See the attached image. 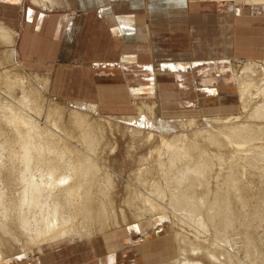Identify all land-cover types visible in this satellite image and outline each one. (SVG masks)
Returning <instances> with one entry per match:
<instances>
[{"label": "crops", "instance_id": "obj_1", "mask_svg": "<svg viewBox=\"0 0 264 264\" xmlns=\"http://www.w3.org/2000/svg\"><path fill=\"white\" fill-rule=\"evenodd\" d=\"M231 1L0 0V49L25 70L51 73L54 97L102 113L133 114L136 101L155 104L166 121L232 116L239 106L228 60L264 59V9ZM150 224L3 264H147L173 242L167 217Z\"/></svg>", "mask_w": 264, "mask_h": 264}, {"label": "bare ground", "instance_id": "obj_2", "mask_svg": "<svg viewBox=\"0 0 264 264\" xmlns=\"http://www.w3.org/2000/svg\"><path fill=\"white\" fill-rule=\"evenodd\" d=\"M235 2H236L235 5H238L240 3L249 4L250 6H255V5L259 6L261 4L264 5V0H248V1L235 0ZM6 52H9V55L5 56L3 55L4 53H2L3 56L0 59L3 66L8 65L10 63V59L16 56V53L13 51H6ZM257 63H258L257 61H253L250 59L245 63L244 68L241 70L242 74L244 75V78L242 79V83L238 91L239 101L241 103L240 105L242 106V110L247 115L249 114L247 117H245V119L248 118L247 120L251 119L252 121L260 118H264V88H263L264 79L256 81L253 78H248L249 75L253 77L254 75L257 74V69L255 68V65ZM11 66L12 64L10 65V69ZM18 68L20 71L25 72L21 64L17 65L16 69L18 70ZM2 69H4V67ZM13 69L15 68L13 67ZM5 71H9V70L6 69ZM0 73L2 74L3 71H1ZM12 73L14 72L12 71ZM33 74L35 78L37 76L42 78L38 80L42 84H44L42 88L43 90L40 91L38 87L33 88L32 84L30 86V89L29 87L27 89L24 86L20 85L19 84L20 82H18L17 80L19 86L17 85L14 86L20 87L22 96H20V98H17L8 95V97H10L9 100L8 97L7 99L4 98L5 101L8 102L5 103L4 101V104L0 105V133L5 136L4 141L0 142V238L6 235L14 236V234L12 235L11 232L20 235L19 238L21 241L16 240V242L20 245L22 249L21 250L22 255H24L23 257L27 258V260H33L39 257L41 258L44 257L45 255H48L51 252L58 251L59 249L62 248L64 249L70 245L75 246V244L89 242L97 237L110 235L115 233L116 231L122 230L123 228H127L129 225H132V223L129 224L125 223V225L120 226L117 221H116L117 223H115V221L114 223L113 221L110 222L109 217L111 216L108 214V211L104 204L105 202L104 197H106L107 194H109V192H106V196L102 197V199H100L101 197H99L100 194L98 196V192H101V194H103L102 191L98 190L100 189V187H102L103 183H105L103 184L104 188L107 186L111 187V183H112V179L109 176L106 177L104 175L106 178L102 180L101 183L99 181L100 179H98V175L101 169L100 167H98L97 163H100L99 158L101 157L100 156L97 157L96 154L98 153V151H101V149L103 150V148H101L100 142L102 139L104 142L105 132L103 131V128H106L102 126L104 124L101 122V119H98L101 117H99L98 115L97 118L92 117L90 116L91 114L90 115L85 114L83 111L82 112L84 114H81L82 112L80 113L79 110H77L78 113L71 112L72 114H70L69 117L68 115L66 117L64 113L65 110L62 109L63 106L61 107L60 105H56L53 103L50 104L48 107H46L47 106L46 102L48 99L46 94L48 93L50 88L49 85L51 81V73L42 74L38 72ZM1 76H4V74ZM8 76L6 78H8ZM2 79L0 77V81ZM5 79L4 81H6ZM236 81H238V79H236ZM11 82L12 81H10L9 83ZM27 83L30 82L27 81ZM27 85L28 84H26V86ZM14 86H11V88H13ZM255 92L256 95H260V97H262V99L259 98L261 100H259L260 102L256 103V106L252 105L251 103L252 99H254L253 96L254 97L256 96L254 95ZM6 94L7 93H5V96ZM56 100L58 99L56 98ZM75 103L78 104L79 102H75ZM81 103L88 104L94 107L99 113L100 110L99 106L90 104L88 102H80V104ZM152 106L156 107L155 104L153 103H149V104L142 103L139 106V112H138L139 115L137 116H139V118L143 120L146 115V112L147 111L149 112V110L152 109L151 108ZM252 106L253 108H251ZM47 108H48V116L52 119V121L49 118L48 122H51V125H47L50 127L45 126L47 129L48 137L44 138V136L46 135L43 136V134H45L46 131L44 130L41 131L43 128L39 126L38 123H36L37 121L35 120L34 116L41 117L42 114L47 110ZM155 109L157 110V107ZM249 109H251V111H249ZM242 118H243L242 116H234V117L228 116L223 119L204 118L203 120L204 124L206 123L209 127L213 129L211 131L209 129L208 131L206 130L205 131L206 134L204 133V129L201 130L198 127V121L196 119L186 121V124L185 121L183 120V124H185L183 126L182 123H178L179 121L178 122L176 121L177 122L176 124L175 121L165 122L162 121L161 118L159 123L153 122L154 124L151 125V129L153 132L149 133L148 137L145 135L147 137L146 139L147 142L151 140L155 141L156 139L158 140V142L161 143L158 149L160 155L169 154L167 158H169L168 163H170L169 164L170 166L167 169L166 174L162 175V177L164 176L165 177L160 178L157 181L158 183H155V187L158 188V190L155 191L158 192V194L163 195V197L159 196L158 198L160 197L164 199L166 198L168 199L169 203L167 205H160L162 208L157 209L158 207L157 201L159 199L152 198L153 200H151L149 197H147L149 199H147L146 204L148 203L147 205L149 207L145 208L147 214L152 213L151 211L154 210L171 212L175 219V224L179 228V231L177 232L175 230L173 231L175 235L174 237L175 246L172 254V261L164 264H231L228 260L226 261V259L222 260L221 256H219L218 253L216 254L215 252L210 251L204 245L205 242H207L206 239H208L209 232H213L214 234H216L214 236H217V234L220 235L222 234L224 236L230 235L232 237L231 235L232 232H229L232 231L230 230L231 229L230 227L233 224L232 220L234 219L233 217L239 215L236 213H239L240 211L239 212L236 211V213H233V210L237 206L233 207L232 204L233 205L234 203L237 204L238 200L237 201L234 200L233 196L231 197V195L237 194L238 196H240L239 194L241 195L243 194L241 197L242 198L244 197V199H248V201L252 194L255 195V193L252 192L253 190H251L250 183L243 182L242 179L240 180L238 174L241 168L240 161L242 160L246 164H250V166L253 165V167L257 166L258 168H259V163L261 162L264 163V151L261 147L260 148L262 149V151L258 150L257 152L256 149L254 153L252 152L253 155L251 157H247L248 155L243 154L251 150L249 149V147L255 150L254 148H256L258 144H253V143L257 138L259 139L264 136V127L262 125H254V124L252 125L246 123L237 125L238 123H240V121L243 120ZM125 119L127 118L125 117ZM127 120L131 121L132 123V121H135L136 118L127 119ZM174 123L176 125L175 126L173 125L174 127H172V124ZM165 126L169 128L171 127V130L174 129L173 132H181V130H183L184 127H186L187 129H197L196 135L193 134L196 138L200 137L198 135L203 136L204 134L206 135V137L209 136L210 137L207 138V142H200V141L193 142L194 140L193 139L194 136H193L192 143L189 140V143H187L186 145L181 144L180 142H179L180 145H178L179 143L176 142L175 144L174 142H171V140L167 138L168 136L164 135ZM74 128L76 129L78 134L76 138L81 142L84 149L80 148L79 151L76 148L73 149L74 147L71 148L70 145H67V147L64 146L61 147V145L55 143L56 142L55 139L57 137L59 139H64L65 137L67 139L70 138V140L71 138L74 139V137L71 136L70 133V131ZM108 128L110 129V127ZM223 129H228V130L230 129V131L227 132ZM133 132H135L134 136H139V134L141 135L142 131L140 132L139 130H134ZM154 132H158V134ZM202 136L201 139H205V137L203 138ZM186 138L188 137H185V139ZM134 143L136 142L134 141ZM248 143H252V147L250 145L248 146L247 145ZM105 148L107 147L104 146V149ZM112 149L113 150L110 151V153L114 152V148ZM61 150H63L62 153ZM5 155L7 159H4ZM229 155H231L233 162L232 160L229 159L232 163L230 162L231 164L229 165V167L228 168L226 167L227 168L226 171L222 172L217 169L214 170L213 166L216 167V164H218L216 160L221 162L222 160H224L225 157ZM226 160L228 161V159ZM106 162L107 161H105V163ZM261 166L263 167V165ZM258 168H254V169L257 170ZM261 170L263 171L264 167ZM262 171L261 174H263ZM101 177L103 178V176ZM262 177L264 178V176ZM144 184H145L144 186H147L148 180L145 181ZM93 189H96V191ZM94 195H97L98 197L97 196L95 197ZM109 197L110 196L108 195V198ZM258 197L259 196H257V198ZM261 198L263 199V197ZM241 200L239 199V201ZM250 201L248 203H250ZM108 203H106V205ZM241 203L244 204L245 201L238 203L243 207L244 205ZM250 206L251 205L249 204V207ZM252 206L254 207L256 205H252ZM246 207L250 210L248 204L246 205ZM258 210H260L259 207ZM243 211H245V209ZM263 211L264 210L260 211L261 214L259 212L256 213L261 216L263 215L262 214ZM249 212L250 211H248V213ZM151 216L150 217L145 216L146 218H141L140 220L138 219V221H135L134 224L136 225L137 229H143V231L146 230L149 231L150 229L156 228L154 224H150L148 226L143 225V223L147 221L148 222L153 221L152 220L153 218H151ZM238 217H240V215ZM247 217L249 218V216ZM235 218L237 219V217ZM242 218L243 216L241 215V217L238 219L242 221L244 219ZM253 218H254L253 216L252 218L250 217V219L252 220ZM259 218L260 217H255V220H257L258 222ZM113 219L114 218H112V220ZM250 219L246 218V220L249 221ZM239 220L238 222L239 224H241ZM255 220L254 222H256ZM263 220L261 219V221ZM261 221L260 223L262 224ZM259 225L258 227H260ZM7 226H9V228L12 226L13 231L11 232L6 231L9 229ZM6 227L8 229H6ZM237 228L238 227H236V229ZM242 228H244V226ZM252 229L250 232H253ZM255 229L257 230L258 228ZM234 230H235V226H234ZM244 230L246 229H243V231ZM256 230L255 233H257ZM190 231L193 233V236L190 235ZM245 233L246 232H244V235H246ZM253 236L252 238H254ZM228 237L225 238L226 240L224 241H227ZM231 237L229 238L228 243ZM234 238L233 240H236ZM223 239L224 237L222 238V240ZM240 239L243 240L242 237ZM244 239L246 240V238ZM255 239H251L250 237V240H255ZM218 240L216 242H218L219 244L218 243L214 244V242L212 241L213 245L217 246V248L218 245L221 244V242H219ZM260 240H256V241L260 242ZM192 241L194 243L195 242L197 243H195L194 245ZM190 242H192V246L194 245L195 247L193 248L189 247ZM231 242H235V241H231ZM186 243L189 245H187ZM236 243H238V241H236ZM246 244L247 243H245V245ZM187 246L189 248L188 250L186 249ZM223 246L225 247L226 245L224 244ZM250 250H247L246 252H249ZM252 250L254 249L252 248ZM260 251L262 252L263 250L260 249ZM186 252L191 254V256L192 255L202 256L203 254V258H205V260H202V258L189 259V257L188 258L185 257V259L181 260L182 255L185 256ZM252 252L254 255L255 251ZM261 252L260 253L256 252V254L261 255ZM243 253L246 254L244 251ZM236 255H238V252ZM250 255H252V253ZM247 257L250 258V256ZM6 261L8 262L7 257L3 255V253L0 251V264H3Z\"/></svg>", "mask_w": 264, "mask_h": 264}, {"label": "rangeland", "instance_id": "obj_3", "mask_svg": "<svg viewBox=\"0 0 264 264\" xmlns=\"http://www.w3.org/2000/svg\"><path fill=\"white\" fill-rule=\"evenodd\" d=\"M245 1H248V0H245ZM232 2V4L235 6V7H242V6H249V7H251V8H263L264 9V5H255V6H250L249 4H244V3H240V4H238V5H235L236 4V2H235V0H232L231 1ZM243 4V5H242ZM121 6H123V8H125L126 7V4H122ZM261 6V7H260ZM2 53H4L3 55H9V52H6L5 50H1L0 49V59H1V57L3 56L2 55ZM250 58H248V59H242V58H234V59H230V60H228V64H229V66H230V68H231V71H232V78H233V82H234V85H235V88H236V93H237V101H238V106H239V111H238V113L237 114H234V115H232V116H230V117H234V116H242L243 118V120L242 121H240V123H238L237 125H240V124H254V125H262L263 127H264V118H260V119H257V120H247L248 118H246L245 119V117H247L248 115L242 110V106L240 105L241 103H240V101H239V88H240V85H241V83H242V79L244 78V75L242 74V69L244 68V66H245V63L249 60ZM250 60H253V61H257L258 63L255 65V68L257 69V74L256 75H254L253 77H251V75H249L248 76V78H253V79H255L256 81L258 80H261V79H264V59H250ZM64 63H62L63 65H67V64H71V62H66L67 61V59H64V60H62ZM242 61V62H241ZM12 64V66L15 68V69H13V67L11 66V69H10V65ZM19 64H21L20 62H18L17 60H16V58H15V56L13 57V58H11L10 59V63L8 64V65H6V66H3V64H2V62H1V60H0V70L1 71H3V73L1 74L0 73V77H1V79H2V77H3V79L0 81V105H2V104H4V101H5V99H7V97H8V95H10V96H14V97H17V98H20V96H22V94H21V91H20V87H15L14 85H17V86H19V84L20 85H22V86H24L25 88H27L28 89V87H29V89H30V86H31V84L33 85L32 87L33 88H36V87H38L39 89H40V91L41 90H43L42 88H43V86H44V84H42L39 80H40V78L41 77H36L35 78V76H34V74L33 73H38V72H36V71H28V70H25V72H22V71H20L19 70V68H18V70L16 69L17 68V65H19ZM5 65V64H4ZM73 65H82V66H85V64L84 63H73ZM4 67V69L6 70H9V71H5L4 69H2ZM6 67V68H5ZM156 67V69H155V72L156 73H162V70H161V67H160V65H157V66H155ZM157 68H158V71H157ZM14 72V73H12V71ZM0 71V72H1ZM4 71H5V73H4ZM11 71V72H10ZM18 71V72H17ZM9 72H10V75H9ZM7 73V74H6ZM22 73H24V74H22ZM29 73V74H28ZM40 73V72H39ZM4 74V76H1V75H3ZM8 76V78H6L7 76ZM22 74V75H21ZM43 74V73H42ZM45 74V73H44ZM46 74H48V73H46ZM236 75H237V77H236ZM6 76V77H5ZM6 78V79H5ZM12 78V79H11ZM24 78V79H23ZM29 78V79H28ZM34 78H35V80H34ZM4 79L8 82H6V81H4ZM15 80V82H14V80ZM39 79V80H38ZM42 79V78H41ZM236 79H238V81H236ZM9 80V81H8ZM17 80H18V82H20L19 84L17 83ZM3 81V82H2ZM10 81H12L11 83H9ZM23 81H24V83H23ZM27 81H29L30 83H27ZM32 81V82H31ZM38 83H37V82ZM14 82V83H13ZM51 82V81H50ZM239 83V84H238ZM6 84H8V85H6ZM24 84V85H23ZM26 84H28L27 86H26ZM238 84V85H237ZM5 86V87H4ZM10 88H9V87ZM11 86H14L13 88H11ZM51 86V83H50V85H49V87ZM263 86H264V82H263ZM7 87H8V89H7ZM264 88V87H263ZM7 91H6V90ZM10 90V91H9ZM6 91V92H5ZM5 93H7L6 94V96H5ZM10 93V94H9ZM53 91L51 92V90H50V88H49V91H48V93L46 94V93H44V94H46V96H47V106L46 107H48L50 104H56V105H60L61 107H62V109H64L65 111H64V113H65V116L67 117V115H68V117L70 116V114H72L71 112H77L78 113V111L77 110H79V112L81 113L82 111L85 113V114H88V115H90V116H92V117H96L97 118V115L99 116V117H101V118H98V119H101V122L104 124V125H102L103 127H106V128H103V131L105 132V138H104V142H103V139L101 140V142H100V144H101V148H103V150L101 149V151H98V153L96 154L97 155V157H101V158H99V160H100V163H97L98 164V167H100V172H99V175H98V179H100L99 181H100V183L102 182V180H104L106 177H111V179H112V183H111V187H103V184H105V183H103L102 184V187H100V189H98L99 191H102L103 192V194H101V192H98V196H99V194H100V196L99 197H101L100 199H102V197H104V196H106V192H109V194H107V196L106 197H104L105 198V202H104V204H105V206H106V209H107V211H108V214L112 217V218H114L113 220H112V218L111 217H109L110 218V222L111 221H113V223H114V221H115V223H119V225L120 226H123V225H125V223H132V225H129L127 228H123L122 230H119V231H116L115 233L116 234H112L114 237H117L118 238V233H124L125 231H127V230H129L128 228L129 227H132V226H135L136 227V225L134 224V222L135 221H138V219L140 220L141 218H146V217H150L151 215V218H153L152 220H155V219H161V218H164V217H167L168 219H169V222H170V227H171V230H172V234H173V242H172V240H171V238H169V239H166V249L169 251L168 253V255H160V256H158L157 258H155V260L153 261V259L152 258H149V261L147 262V264H152V263H154V264H157V263H161V264H164V263H168V262H170V261H172V254H173V250H174V246H175V235H174V233H173V231L175 230L176 232L177 231H179V228H178V226H176V224H175V219H174V217H173V215H172V213L171 212H167V211H160V210H154V211H151L152 213H150V214H147L146 213V210H145V208H148L149 206L146 204V202H147V199H151V200H153V199H156V198H158L159 196H162L163 197V195H160V194H158V192H156L155 190H158V188L157 187H155V183H158L157 181L160 179V178H164V177H162V175L163 174H166V171H167V169L169 168V164L170 163H168V161H169V158H167V156H169V154L167 155V154H164V155H160L159 154V152H158V149H159V145H161V143L160 142H158V140H156L155 139V141L154 140H151V141H148L147 142V137H148V134L149 133H151V132H153L152 131V129H151V125H153L154 123L153 122H155V123H159V121H160V119H161V117L158 115V113H156L157 112V110L155 109L156 107H154V106H152L151 108V110H149V112L147 111H145L146 112V115H145V117H144V119H145V122H144V119L142 120V119H140L139 118V116H137V115H139V106L142 104V103H147V102H136V101H134L133 102V106H134V108H135V112L133 113V114H130V115H127V116H125V115H123L121 112H116V113H114V114H106V113H102L100 110H99V113L97 112V110L94 108V107H92V106H90V105H88V104H84V103H81L80 104V101H77V100H74V99H65V98H59V97H54L53 96ZM254 95H256V92L254 93ZM2 96V97H1ZM5 98V99H4ZM9 98L10 97H8V100H9ZM56 98L58 99V100H56ZM253 98L254 99H252V101H251V103H252V105H254V106H256V103H258V102H260L259 100H261L262 99V97H260V95H256L255 97L253 96ZM257 98V99H256ZM259 98H261V99H259ZM64 100V101H63ZM69 101H70V103H69ZM79 102L78 104L77 103H75V102ZM8 101H5V103H7ZM73 103V104H72ZM147 104H149V103H147ZM88 105V106H87ZM78 106V107H77ZM90 106V107H89ZM83 107V108H82ZM85 108V109H84ZM90 108V109H89ZM92 108V109H91ZM251 108H253V106L251 107ZM69 109V110H68ZM74 109V110H73ZM87 109H89V110H87ZM95 109V110H94ZM100 109V108H99ZM67 110H68V113H67ZM72 110V111H71ZM249 111H251V109H249ZM81 113V114H84V113ZM151 113V114H150ZM36 115H38V114H36ZM137 116V117H136ZM35 117V120L37 121H35L36 123H38V125L39 126H41L42 128V130L41 131H46V133L45 134H43V136L44 135H46V136H44V138H47L48 137V135H47V129H46V127H50V126H47V125H51V122H48L49 121V116H48V108H47V110L42 114V116L41 117H39V116H34ZM123 117V118H122ZM125 117L127 118V119H135L136 118V120L135 121H132V123H131V121H129V120H127V119H125ZM132 117V118H131ZM159 117V118H158ZM226 117H228V116H221V117H212V116H207V117H195V118H188V119H181V120H174L175 121V123L177 124V122L178 123H182L183 124V120L185 121V124H186V121H189V120H192V119H196L197 121H198V127L201 129V130H203L204 129V133H205V131L207 130L208 131V129L211 131V130H213L211 127H209L206 123L204 124V118H209V119H212V118H214V119H219V118H226ZM48 118V119H47ZM137 118H139V119H137ZM104 119V120H103ZM159 119V120H158ZM244 119H245V121H244ZM50 120L52 121V119L50 118ZM162 121H165V122H168V121H166V120H163V119H161ZM247 120V121H246ZM261 120V121H260ZM38 121H40V122H38ZM137 121V122H136ZM140 121H141V123H140ZM173 121V122H174ZM177 121V122H176ZM105 122V123H104ZM109 122V123H108ZM136 122V123H135ZM49 123V124H48ZM107 123V124H106ZM152 123V124H151ZM172 124V127H174L176 124ZM150 124V125H149ZM185 124H183V126L185 125ZM119 125V126H118ZM143 127H142V126ZM147 125V126H146ZM174 125V126H173ZM202 125H204V126H202ZM46 126V127H45ZM110 127V129L108 128V127ZM114 126V127H113ZM117 128V129H116ZM131 128V129H130ZM165 128V136H168L167 138L168 139H170L171 140V142H174L175 144H176V142L177 143H181V144H187V143H189V140H190V142L192 143V138H193V134H195L196 135V133H197V129H187L186 127H184V129L183 130H181V132H173L174 131V129L173 130H171V127L169 128V127H164ZM127 131H126V130ZM139 130L140 132H141V135L139 134V136H134L135 135V132H133L134 130ZM106 130V131H105ZM117 130V131H116ZM223 130H225V131H230V129L228 130V129H223ZM111 133H110V132ZM116 131V132H115ZM70 133H71V136H73L74 137V139L73 138H71V140H70V138L69 139H67L66 137L64 138V139H66V140H64V139H59L58 137L55 139V143H58L59 145H61V147H67V145H70L71 146V148H73V149H78L79 151H80V148L81 149H84V147L82 146V144H81V142L79 141V140H77V131H76V129L74 128V129H72L71 131H70ZM124 133V134H123ZM129 133V134H128ZM154 133H156V134H158V132H154ZM182 134V135H181ZM206 134V133H205ZM198 135V136H200V137H195L194 136V140H193V142H207V138H209V137H206V135ZM207 134H210V133H207ZM132 135H133V137H132ZM142 135H143V137H142ZM147 137H146V136ZM4 135H2L1 133H0V137H2V138H0L1 140H0V142H3L4 141V139H5V136L3 137ZM112 136V137H111ZM140 136H141V138H140ZM179 136V137H178ZM188 137V138H186L185 139V137ZM201 136L204 138L205 137V139H206V141H205V139H201ZM171 137H172V139H171ZM181 137V138H180ZM76 138V139H75ZM195 138H196V140H195ZM101 139V138H100ZM138 139V140H137ZM142 139V140H141ZM175 139V140H174ZM176 139H178V140H176ZM261 139V140H260ZM59 140V141H58ZM69 142H68V141ZM76 140V141H75ZM184 140V141H183ZM257 140V141H256ZM255 141H254V143L253 144H258V146L256 147V148H254L255 150H253V148H250L249 147V149H251L250 151H248V152H246V153H243V154H246V155H248L247 157H251L253 154H252V152L254 153L255 151H256V149H257V152H258V150H260V151H262V149H263V151H264V136L262 137V138H257ZM134 141L136 142V143H134ZM139 141V142H138ZM141 141V142H140ZM143 141V142H142ZM152 141H153V143H152ZM181 141H183V142H181ZM186 142V143H185ZM257 142V143H256ZM259 142V143H258ZM65 143H66V145H65ZM71 143V144H70ZM110 143V144H109ZM147 143H150V144H147ZM180 143L178 144V145H180ZM79 144V145H78ZM112 144V145H111ZM114 144V145H113ZM146 144V145H145ZM73 145V146H72ZM107 145H109V146H107ZM248 146L250 145L251 147H252V143H248L247 144ZM104 146L105 147H107V148H105L104 149ZM115 146V147H114ZM136 146V147H135ZM260 149H259V148ZM112 148H114V152H111L110 153V151H112L113 149ZM72 149V150H73ZM78 150H76V151H78ZM62 151L63 150H61V153H62ZM104 151V152H103ZM107 152V153H106ZM155 152V153H154ZM114 153V154H113ZM153 153V154H152ZM158 153V154H157ZM251 153V154H250ZM64 154V153H63ZM101 154V155H100ZM150 154V155H149ZM110 155H112V156H110ZM153 155V156H152ZM162 157V158H161ZM166 157V158H165ZM229 157V158H228ZM112 158V159H111ZM151 160H150V159ZM4 159H7L6 158V155H5V158ZM166 159H167V161H166ZM226 159H228V161L226 160ZM232 160V162H233V159L231 158V155H229V156H227V157H225L224 158V160H222L221 162H219L218 160H216V162L218 163V164H216V167H214L213 166V168H214V170L215 169H217V170H219V171H222V172H224V171H226V169L229 167V165L232 163L230 160ZM105 161H107L106 163H105ZM145 162V163H144ZM165 162V163H164ZM231 162V163H230ZM241 162V168H240V171H239V178H240V180L242 179V181L243 182H246V183H250V187H251V190H253L252 192H254L255 193V195H251L250 196V199L252 198V196H253V198L251 199V201H250V199H249V201H250V203H248L249 201H248V199H244V197L242 198L241 196L243 195H241V194H239L240 196H238L237 194H234V195H231V197L233 196V199L234 200H238L237 201V204H235L234 203V205L232 204V206L234 207H236L234 210H233V207H232V210H233V213H236V211H240L239 213H236V214H239L240 215V217H241V215L243 216V220H244V222L246 223V225H245V223L243 222V220L241 221V220H239L238 218H240V217H238L239 215H236V214H234V215H236L235 217H237V219L240 221V223L241 224H239V222H238V220L235 218V217H233L234 219V221L232 220V226L230 227L231 229L230 230H232V231H229V232H232L231 233V235H232V237L230 236V235H228V236H230L231 237V239H230V241H229V243H228V240H229V238L230 237H228L227 235V237H228V240L227 241H224V240H226L225 238H227L226 236H224V235H222L223 237H224V239L222 240V236L220 235V234H217V236H214V235H216V234H214L213 232H209V235H208V239H206L207 240V242H205V245L204 246H206L210 251H213V252H215L216 254L218 253V255L219 256H221V258H222V260L223 259H226V261L228 260L231 264H264V249H263V246H264V227H262V226H264V211L262 212V214L263 215H259V214H257L256 212H259L260 213V211H262V210H264V184H263V182H264V178L262 177V176H264L263 174H264V170L262 171L261 169H263V167H264V163L263 162H261V163H259V168H261V169H259L257 166H254L253 167V165H251L250 166V164H246L243 160L242 161H240ZM242 163H243V165H242ZM245 163V164H244ZM104 164H106V165H104ZM263 165V167L261 166V165ZM159 166V167H158ZM227 167V168H226ZM248 169H246V168ZM253 167V168H252ZM144 170H142V169ZM149 168H151V169H149ZM160 168V169H159ZM254 168H258L257 170L256 169H254ZM142 171H141V170ZM166 169V170H165ZM224 169V170H223ZM245 169V170H244ZM140 170V171H139ZM161 170V171H160ZM165 170V171H164ZM244 170V171H243ZM256 170V171H255ZM258 170H260V171H258ZM247 171V172H246ZM250 171V172H249ZM261 171H262V173L263 174H261ZM259 172V173H258ZM103 174V175H102ZM152 174V175H151ZM254 174V175H253ZM258 174V175H257ZM106 177H105V176ZM262 175V176H261ZM101 176H103V178L101 177ZM246 176V177H245ZM146 177V178H145ZM249 177V178H248ZM246 178V179H245ZM153 181H152V180ZM147 181L148 180V185L147 186H144L145 184H144V182L145 181ZM144 181V182H143ZM255 181V182H254ZM261 181H262V183H261ZM253 182V183H252ZM261 183V184H260ZM101 186V185H100ZM258 188V189H257ZM260 188V189H259ZM93 190H95L96 191V189H93ZM154 190V191H153ZM230 190V189H229ZM126 191H127V193H126ZM231 191V190H230ZM154 192V193H153ZM262 193V194H261ZM156 194V195H155ZM260 194V195H259ZM108 195L112 198H108ZM262 195V196H261ZM93 196V195H92ZM95 197L97 196V195H94ZM97 196V197H98ZM157 196V197H156ZM256 196V197H255ZM257 196H259L258 198H257ZM147 197H149V198H147ZM162 197H160V198H158L159 200L157 201V209L158 208H162L160 205H167L169 202H168V199H164V198H162ZM236 197V198H235ZM238 197V198H237ZM261 197H263V199L261 198ZM153 198V199H152ZM255 198V199H254ZM257 198V199H256ZM239 199L241 200V201H239ZM262 199V200H261ZM233 200V201H234ZM256 200V201H255ZM242 201H245V203L243 204V203H241V204H243L244 206L242 207V205H240V204H238V203H240V202H242ZM259 203H258V202ZM109 202V203H108ZM235 202V201H234ZM258 204H256V203ZM106 203H108L107 205H106ZM111 204V205H110ZM248 204V207H249V204L251 205L249 208H250V210L246 207V205ZM260 204V205H259ZM252 205H256L257 206V208H256V206H252ZM147 206V207H146ZM241 206V207H240ZM258 207L260 208V210H258ZM262 207H263V209H262ZM242 208V209H241ZM252 208V209H251ZM254 208V209H253ZM256 208V209H255ZM237 209V210H236ZM239 209H241V210H239ZM245 209V211H243ZM254 210H256V211H254ZM235 211V212H234ZM248 211H250L249 213H248ZM112 212V213H111ZM166 212V213H165ZM242 212V213H241ZM245 212V213H244ZM161 213V214H160ZM243 213H244V215H245V217H244V215H243ZM252 213V214H251ZM254 214V215H253ZM261 214V213H260ZM144 215V216H143ZM249 216V218L247 217V216ZM255 215H257V216H255ZM259 215V216H258ZM146 216V217H145ZM252 216L254 217L253 218V220L252 219H250V217L252 218ZM255 217H260L263 221H261V219L259 218V220H258V222H257V220H255ZM263 217V218H262ZM170 218H171V220H170ZM246 218L247 219H250V221L249 220H246ZM256 219H258V218H256ZM249 221V222H246V221ZM251 220H252V222H251ZM254 220L256 221V222H254ZM117 221V222H116ZM260 221L262 222V224L260 223ZM238 222V223H237ZM112 223V224H113ZM111 224V225H112ZM134 224V225H133ZM174 224V225H173ZM259 224H261V225H259ZM235 226V230H236V232H235V230H234V226ZM257 227H256V226ZM258 225L260 226V227H258ZM174 226V227H173ZM240 226V227H239ZM244 226V228H242V227ZM249 226V227H248ZM8 228H9V226H7ZM6 227V229H8ZM236 227H238L237 229H236ZM252 227H253V229H252ZM255 228H258L257 230L255 229ZM11 229V230H10ZM189 229H191V228H189ZM243 229H246V230H244L243 231ZM249 231H248V230ZM251 229H252V231L253 232H250L251 231ZM138 230V229H137ZM214 230V229H213ZM229 230V229H228ZM234 230V231H233ZM255 230H256V232L257 233H255ZM6 231H9V232H11V231H13V227L11 226L8 230H6ZM187 231V230H186ZM238 233V234H235V233ZM244 232H246L245 234L246 235H244ZM12 233V235L14 234V236H10V235H6V236H8V237H6V236H2L1 238H0V245H2V246H0V251L3 253V255H5L6 257H7V260H10V259H12V258H16V259H27V258H25V257H23L24 255H22V249H21V247H20V245L16 242V240L17 241H19L20 240V235H18V234H15V233H13V232H11ZM235 235H234V234ZM240 233V234H239ZM248 233V234H247ZM254 233V234H253ZM228 234V233H227ZM230 234V233H229ZM244 236H243V235ZM263 234V235H262ZM18 235V236H17ZM111 235V234H110ZM109 235V236H110ZM190 235H192L193 236V233L190 231ZM240 236V237H238V236ZM242 235V236H241ZM254 237V238H252V236ZM258 235V236H257ZM261 235V236H260ZM16 236V237H15ZM234 236H235V238H234ZM255 236H257V237H255ZM260 236V237H259ZM203 237H204V235H203ZM216 239H215V238ZM218 237H219V240H218ZM222 237V238H221ZM238 239H237V238ZM243 238V240L242 239H240V238ZM250 237H251V239H255V240H250ZM12 238V239H11ZM179 238V237H178ZM192 238V237H191ZM233 238L234 239H236V240H233ZM244 238H246V240L244 239ZM261 240H260V239ZM165 239V238H164ZM250 241H249V240ZM5 240V241H4ZM215 240V241H214ZM219 241V242H221V246L220 245H218V248H217V246H215V245H213V242H214V244H217L218 242H216V241ZM222 240V241H221ZM256 240H260V242L259 241H256ZM263 240V241H262ZM21 241V240H20ZM213 241V242H212ZM231 241H235V242H231ZM236 241H238V243H236ZM253 243H252V242ZM256 241V242H255ZM262 241V242H261ZM4 242V243H3ZM193 242V241H192ZM192 242H190L189 244H187V245H189V247H195L194 245H195V243H197V242H193V246H192ZM255 242V243H254ZM204 243V242H203ZM239 243H241V244H239ZM245 243H247L246 245H245ZM219 244V243H218ZM226 245L225 247L223 246V245ZM238 244V245H237ZM249 244V245H248ZM260 244H262V245H260ZM213 245V246H212ZM227 245H229V246H227ZM233 247H232V246ZM254 245V246H253ZM223 246V247H222ZM247 246H249V247H247ZM250 246H252V247H250ZM221 247V248H220ZM245 247V248H244ZM248 248V249H247ZM252 248L254 249V250H252ZM187 250L189 249L188 248V246H187V248H186ZM228 251H227V250ZM244 249V250H243ZM255 251L254 252V255H253V252L251 251ZM260 249L261 250H263L262 252L260 251ZM246 253V254H244L243 253V251ZM247 250H250L249 252H246ZM257 250V251H256ZM229 251H231V252H229ZM220 252V253H219ZM237 252H238V255H236L237 254ZM256 252L257 253H260L261 252V255L260 254H256ZM252 253V255H250V254ZM263 253V254H262ZM231 254V255H230ZM232 254H235V255H232ZM224 255V256H223ZM250 256V258L249 257H247V256ZM256 255H257V258H256ZM191 254H189L188 252H186V255L185 256H183L182 255V258H181V260H183V259H185V257H189V259H201L202 258V260H205V258H203V254H202V256L201 255H199V256H197V255H192L191 257ZM194 256V257H193ZM223 256V257H222ZM232 257V258H230V257ZM252 256V257H251ZM174 258V257H173ZM253 258H254V260H253ZM232 261H230V260ZM232 259H234V260H232ZM258 259V260H257ZM161 261H163V262H161ZM234 261V262H233ZM240 261V262H239ZM251 261V262H250ZM257 261V262H256Z\"/></svg>", "mask_w": 264, "mask_h": 264}]
</instances>
